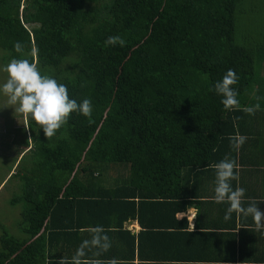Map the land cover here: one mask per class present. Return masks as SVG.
<instances>
[{
  "label": "trees",
  "instance_id": "1",
  "mask_svg": "<svg viewBox=\"0 0 264 264\" xmlns=\"http://www.w3.org/2000/svg\"><path fill=\"white\" fill-rule=\"evenodd\" d=\"M110 36L125 46H106ZM0 49L93 105V122L73 112L50 140L26 121L29 161L9 200L21 205L20 235L0 234V264H39L46 219L83 194V174L125 165L148 186L143 199H180L181 171L224 159L244 109L264 106V0H0ZM229 69L239 78L231 111L212 90Z\"/></svg>",
  "mask_w": 264,
  "mask_h": 264
},
{
  "label": "crops",
  "instance_id": "2",
  "mask_svg": "<svg viewBox=\"0 0 264 264\" xmlns=\"http://www.w3.org/2000/svg\"><path fill=\"white\" fill-rule=\"evenodd\" d=\"M244 115L240 124L245 131L234 135L246 138L244 144L238 151L227 148L222 158L239 166V181L231 183L233 189L238 183L246 190L244 206L255 198L264 211V106L254 115ZM113 166L83 174V194L49 215L46 223L52 230L44 234L39 264L71 258L96 227L102 228L111 246L107 251L86 249L89 264H264V227L257 229L251 216L235 212L224 219L229 205L214 202L212 165L183 169L177 190L181 198L166 206L141 197L148 186L132 182L127 166ZM94 195L104 198L97 203Z\"/></svg>",
  "mask_w": 264,
  "mask_h": 264
},
{
  "label": "clouds",
  "instance_id": "3",
  "mask_svg": "<svg viewBox=\"0 0 264 264\" xmlns=\"http://www.w3.org/2000/svg\"><path fill=\"white\" fill-rule=\"evenodd\" d=\"M125 43L120 36H110L105 41L106 46L119 44L124 47ZM14 47L17 52L23 51V45L19 41L15 43ZM2 71L7 73V79L3 84H0V94L6 97V100L0 108L11 107L14 109V114L22 115L26 121L29 119L34 121L40 129H43L47 140L55 136L61 127L68 123L73 112L82 114L89 119L90 123L93 122L91 100L86 98L78 103L77 100L71 99L67 86L59 83L54 77L42 74L35 62L27 58H13L3 67ZM238 82L239 78L236 72L229 69L222 80L217 81L212 89L222 97L221 103L226 110H236L240 107L237 99L238 90L234 87ZM259 107L257 104L255 107L245 108L244 111L254 115ZM245 139L244 137H230L232 148L238 151ZM212 167L215 169L214 202L229 205L224 219L226 221L231 219L232 213L235 212L237 216H251L257 229L264 227V211L258 207L256 199L250 198L247 207H245L243 198L246 190L238 183L233 189L231 182L239 181V166L236 161L225 157ZM102 233V228H94L91 239L83 241L71 258L61 257L59 264H89L84 259L86 249L97 248L100 251H107L111 246L107 235ZM96 254L99 255V251Z\"/></svg>",
  "mask_w": 264,
  "mask_h": 264
},
{
  "label": "rangeland",
  "instance_id": "4",
  "mask_svg": "<svg viewBox=\"0 0 264 264\" xmlns=\"http://www.w3.org/2000/svg\"><path fill=\"white\" fill-rule=\"evenodd\" d=\"M5 51L0 49V84L7 79V73L2 71L9 63L4 61ZM6 97L0 94V107L5 103ZM25 118L20 114H14L11 107L0 108V234L7 231L13 235H20L16 223L20 219V204H10L9 200L20 192V179L16 177V166L20 162L26 164L29 154L26 148L20 143L24 137L22 129L26 126ZM25 134L28 131L25 129ZM29 147V146H28Z\"/></svg>",
  "mask_w": 264,
  "mask_h": 264
}]
</instances>
